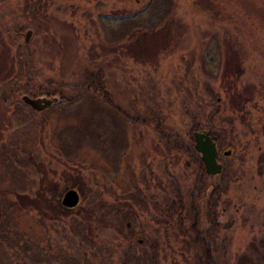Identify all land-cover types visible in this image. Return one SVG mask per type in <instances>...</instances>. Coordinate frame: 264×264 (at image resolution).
Wrapping results in <instances>:
<instances>
[{
  "label": "rangeland",
  "instance_id": "374dc122",
  "mask_svg": "<svg viewBox=\"0 0 264 264\" xmlns=\"http://www.w3.org/2000/svg\"><path fill=\"white\" fill-rule=\"evenodd\" d=\"M26 29L31 30L27 43ZM93 71L100 72L128 119L106 103L102 89L40 113L19 103L40 85L69 95L71 84H87L84 74ZM150 108L163 113L176 139H192V146L193 132L207 131L189 134L194 116L204 126L218 108L213 124L224 143L219 156L232 163L233 181L215 208L221 222L217 233L227 239V264L259 262L264 252V0H0V264L23 259L60 264L23 256L59 248L94 264H121L124 234L143 242L136 247L143 256L151 238L157 240L152 264H193L185 260L190 252L183 250L182 257L183 245L172 237L188 233V213L167 201L192 190L196 163L184 152L167 150L153 124L132 120ZM220 173H207L210 184L198 203L201 228ZM78 175L81 185L67 184L60 194L47 190L51 181ZM69 188L78 191L79 205L103 204L93 228L86 229L87 242L71 236L69 215L75 211L40 195L42 190L57 194L63 206ZM108 204L113 228L98 221ZM117 210L126 214L122 222Z\"/></svg>",
  "mask_w": 264,
  "mask_h": 264
},
{
  "label": "trees",
  "instance_id": "16d2710c",
  "mask_svg": "<svg viewBox=\"0 0 264 264\" xmlns=\"http://www.w3.org/2000/svg\"><path fill=\"white\" fill-rule=\"evenodd\" d=\"M24 30V28H23ZM27 43L26 41H24ZM87 73V72H86ZM84 74L86 77L87 84H85V81L83 83H73L71 84L72 92L69 95H62L61 90L59 87L52 89L50 86H42L40 85L37 89H34L33 92L27 91L26 94H28L31 97H39V96H47V97H58L59 99L54 102L51 106H56L58 104L64 103V104H72L79 100L85 93H87L90 89L94 91H99V89H102V96L106 103L111 106L121 116H125L126 119L129 118L127 114H125L113 101L111 94L104 88L103 78H100V72L93 71L88 72V74ZM22 95V94H21ZM19 103L22 107L33 110L30 106L25 104L21 98H19ZM46 110V109H45ZM38 113L42 111H36ZM218 108L214 109L210 113V115L207 118V123L204 126H200V124L195 120L192 123V126L190 127L189 134H192L193 130L196 129H207L209 135L213 138V140L216 142L217 148L221 150L224 146V143L222 142V139L217 134L214 124H213V118L217 114ZM130 120V119H129ZM134 122H143L144 124H153L154 130L158 133V135L163 139L164 146L167 150L170 151H180L186 153L189 157L193 158V162L196 163L197 167V173L194 181V186L191 191L187 192V194L179 195L176 199H168L167 203L168 206L177 207L179 206V209H185L188 213L189 217V226H188V233H184V237L179 238V235H172L173 239L179 240L183 247L182 251L180 252V255L184 257L183 250H186L190 252V258H185L186 262H193V264H227L225 256L227 253V239L226 237H220L218 232V229L221 225V222L218 219V213L216 211V205L221 197L222 194L226 193L227 188L229 186V183L233 181L232 173H233V167L232 163L230 161H227L226 159H221L223 162V168L221 173L218 175L219 180H217L215 183L212 184V189L210 194H208L207 201H206V209H205V215H206V227L201 228L200 227V214H199V200L202 197V193L206 186H208L210 183L207 184L208 178L210 175H208L205 171L204 164L198 155V153L194 150L192 143L193 140L190 139L187 142L178 140L174 137V135L167 129L164 121V115L160 110L150 108L146 111V115L142 117V119L134 118L132 119ZM131 120V121H132ZM132 121V122H133ZM81 178L80 175L77 177H66L64 181L61 183L59 180H56L54 182H50L48 185V191H55L60 194L62 192V188L67 184H69V187H74L77 185H81ZM64 184V185H63ZM43 190L40 192L41 198L45 200V198H50L53 205L57 206V208H61L68 212H73L71 216V220L74 223V227L72 230L70 229L71 236L74 238H77L79 241H88V233L86 232L87 227L93 228L91 222L94 221L97 215V210L102 209V203L97 202L94 203L92 200L88 202H84L83 205H79V203L72 208H67L64 206H61L58 202V196L57 194H44L42 193ZM48 192V193H49ZM174 192V191H173ZM10 200L11 198L8 196L7 198ZM91 199L93 197L91 196ZM139 200V199H138ZM141 201V200H139ZM131 210V205L127 202L123 203ZM168 208V207H167ZM113 210V206L108 204L106 206L105 213L99 214L98 221L100 223H103V225H106V228H113V222H112V216L109 218V216H106V213H109L111 215V212ZM47 211V210H45ZM119 213V219L122 222L126 219V214H123L121 211L117 210ZM166 211V210H165ZM168 211V209H167ZM166 211V212H167ZM181 210H178L177 212L180 213ZM40 212V211H39ZM78 212V213H77ZM83 212V213H82ZM6 214V213H5ZM40 216L44 219L45 215L43 212L39 213ZM169 214H167L168 216ZM68 217H64L66 220L69 219ZM54 217V215L52 216ZM3 222V221H2ZM105 222V223H104ZM3 230V228H2ZM93 235V233H90L89 236ZM166 239H169V235H165ZM123 241L127 242V246H125L122 249V261L121 264H129L130 262H135L136 264H140V261L143 260L142 263L144 264H152L156 258H157V250H158V242L155 238H151L149 242V251H146V255L143 256L139 252H137L136 247L137 246H143V242L139 243L137 239H135L134 236H128L124 234L122 236ZM146 241H144V244ZM260 246L264 248V238L260 241ZM59 248V247H58ZM24 258H29L31 262H40L44 261L47 262L49 260L59 262L60 264H94L90 260H88L85 257H78L74 254H71L66 249H57L53 252L45 251L42 253L41 256L37 255L36 253L28 252L23 253ZM259 262L252 263V264H264V252H262L259 256ZM51 261V262H52ZM20 264H27L26 259L21 260ZM107 264V263H104Z\"/></svg>",
  "mask_w": 264,
  "mask_h": 264
},
{
  "label": "water",
  "instance_id": "95a60500",
  "mask_svg": "<svg viewBox=\"0 0 264 264\" xmlns=\"http://www.w3.org/2000/svg\"><path fill=\"white\" fill-rule=\"evenodd\" d=\"M31 30L28 29L25 34V40L29 38ZM22 101L30 106L35 111H41L51 106L56 102L58 97H31L28 94H23L21 96ZM194 149L201 156L205 170L208 174L214 175L220 173L222 170V164L217 161V147L215 141L210 137L207 131H194ZM224 154H229V151H224ZM80 200V195L75 188H69L64 191L61 197V204L64 207L72 208L75 207ZM128 224V223H127Z\"/></svg>",
  "mask_w": 264,
  "mask_h": 264
},
{
  "label": "flooded vegetation",
  "instance_id": "af4514ba",
  "mask_svg": "<svg viewBox=\"0 0 264 264\" xmlns=\"http://www.w3.org/2000/svg\"><path fill=\"white\" fill-rule=\"evenodd\" d=\"M27 30H28V29H26V30H25V32H24V33H23V35H22V37H23V40H24V41H27V40H25V34H26V31H27ZM20 33H21V32H20ZM216 147H217V145H216ZM217 151H218V155H217V161H218L219 163H221V164H222V161L219 159V157H220V156H219V152H220V151H219V149H218V148H217ZM197 153H198V152H197ZM198 155L200 156V154H199V153H198ZM200 158H201V156H200ZM127 225H128V224H127ZM139 242H140V240H139Z\"/></svg>",
  "mask_w": 264,
  "mask_h": 264
}]
</instances>
